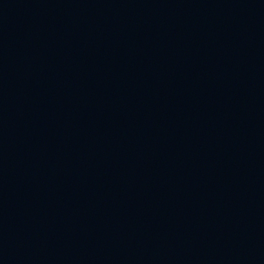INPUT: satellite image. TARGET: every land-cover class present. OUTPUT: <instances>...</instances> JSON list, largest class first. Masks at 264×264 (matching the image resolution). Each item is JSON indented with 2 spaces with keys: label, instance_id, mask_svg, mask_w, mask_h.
I'll return each mask as SVG.
<instances>
[{
  "label": "water",
  "instance_id": "water-1",
  "mask_svg": "<svg viewBox=\"0 0 264 264\" xmlns=\"http://www.w3.org/2000/svg\"><path fill=\"white\" fill-rule=\"evenodd\" d=\"M0 264H264V0H0Z\"/></svg>",
  "mask_w": 264,
  "mask_h": 264
}]
</instances>
